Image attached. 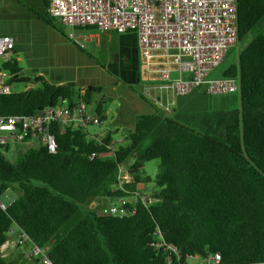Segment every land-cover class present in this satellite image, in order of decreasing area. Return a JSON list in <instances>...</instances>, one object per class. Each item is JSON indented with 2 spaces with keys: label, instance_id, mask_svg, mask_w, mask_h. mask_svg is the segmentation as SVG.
Wrapping results in <instances>:
<instances>
[{
  "label": "trees",
  "instance_id": "obj_1",
  "mask_svg": "<svg viewBox=\"0 0 264 264\" xmlns=\"http://www.w3.org/2000/svg\"><path fill=\"white\" fill-rule=\"evenodd\" d=\"M235 7L236 41L252 34L220 72L238 78L239 115L225 125L224 138L174 118L140 92L152 110L137 113L113 148L108 144L117 128L90 137L82 126L59 129L53 122L54 151L39 143L19 150L13 161L0 151V193L10 183L18 188L0 205V244L16 223L47 248L54 264H182L185 254L212 252L219 264H264V0H235ZM38 16L54 23L47 11ZM1 65L8 82L37 85L0 94V114H32L71 97L68 84L25 78L13 55ZM100 90L87 84L76 97L87 103ZM93 109L100 123L103 100ZM152 158L158 159L152 178L157 189L148 205L137 200L128 216L89 206L97 198L107 204L129 195L150 180L141 166ZM118 164L131 175L125 190L115 185ZM156 227L179 256L153 245ZM16 248L0 256V264H25Z\"/></svg>",
  "mask_w": 264,
  "mask_h": 264
},
{
  "label": "built area",
  "instance_id": "obj_2",
  "mask_svg": "<svg viewBox=\"0 0 264 264\" xmlns=\"http://www.w3.org/2000/svg\"><path fill=\"white\" fill-rule=\"evenodd\" d=\"M46 11L68 27L67 35L75 43H79L73 34L77 26L134 32L145 70L156 74L159 88L170 89L173 94H185L199 85L208 94L238 90L237 76L208 75L237 39L235 0H48ZM12 47V37L0 34V94L12 90L7 81L8 71L1 65L10 56ZM154 100L169 110L168 104L162 103L158 96ZM53 122L59 129L71 123L85 128L88 123L98 124L99 119L86 109L81 97L60 99L32 114H0V150L13 141L28 143L26 147L41 143L47 151H54L55 138L50 130ZM88 135L92 137L95 133ZM30 140L35 144L30 145ZM119 140L111 139L108 147L113 148ZM115 177V185L125 190L124 183L131 180L130 173L118 164ZM137 200L148 205L153 197L137 188L129 195L114 197L96 212L128 216ZM154 233L157 237L154 246L179 256L177 246L166 242L157 227ZM16 247L22 248L25 264H54L47 248L35 243L22 227L13 223L0 244V256ZM194 256L197 255L185 254L182 264H188L187 260ZM198 258V264H219L217 252Z\"/></svg>",
  "mask_w": 264,
  "mask_h": 264
},
{
  "label": "crops",
  "instance_id": "obj_3",
  "mask_svg": "<svg viewBox=\"0 0 264 264\" xmlns=\"http://www.w3.org/2000/svg\"><path fill=\"white\" fill-rule=\"evenodd\" d=\"M45 11L43 0H32L31 4L26 0H2L0 34L12 37L10 55L17 59L20 74L25 78L41 75L50 82L68 84L70 98H76L87 84L100 85L101 90L96 94L104 102L105 116L108 113V98L117 100L115 116L111 115L110 123L91 133L100 134L106 128L111 130L121 125L129 127L137 113L151 111L150 104L138 92L156 105L154 97L158 96L162 103L168 104L167 112L171 116L222 139L225 125L238 117L239 95L235 91L208 94L199 85L185 94H173L170 89L159 88L156 74L144 68L134 32L77 26L73 34L79 43H75L68 37L66 26L57 18L54 17V23L51 24L38 16V13L43 14ZM112 36L116 38L117 49L100 59L95 45L101 39L106 41ZM90 46L94 51H91ZM21 60H24L25 65L19 63ZM221 61L208 72L209 76L220 75L227 66L215 70ZM23 83V88L35 85L30 80ZM93 108L94 105L89 112H94Z\"/></svg>",
  "mask_w": 264,
  "mask_h": 264
},
{
  "label": "rangeland",
  "instance_id": "obj_4",
  "mask_svg": "<svg viewBox=\"0 0 264 264\" xmlns=\"http://www.w3.org/2000/svg\"><path fill=\"white\" fill-rule=\"evenodd\" d=\"M28 1V3L31 4L32 0H26ZM34 1V0H33ZM2 4V0L0 1V6ZM68 29V27H66ZM252 34V31L247 32L244 36H242L239 40L235 41L234 44H232L231 46H229L225 52H224V57H223V61H221L220 65L217 66L215 68L218 69L222 66L228 65L230 63H233L236 59V53L238 51L239 48L243 47L244 44L247 42V40L250 38ZM117 46V42H116V38L114 36L106 38V41H104L103 39H101V41L99 42V44L95 45V49L97 50V56L100 57V59H103L104 57H106L108 55V53H113L115 52V49ZM91 51H94V49L92 48V46H90ZM104 61V60H102ZM19 63H21L22 65H25L24 60L19 61ZM31 78V76H30ZM24 83L22 81H17V82H12L11 83V88L12 89H21L23 88ZM35 85H37V83H35ZM235 93L238 95L237 90H235ZM110 95V94H108ZM99 96V94H98ZM98 96L96 93H92L90 100L86 103V109L89 111L95 101L98 99ZM219 97V96H217ZM109 100H107L108 102V113L107 116L105 117L104 120L100 121V123L98 124H91L88 123L85 125V128L88 132H93V131H97L99 128H105V126L107 124L110 123V117L111 115L114 117L115 116V112H114V108L117 102L116 99H114L113 97L108 98ZM117 130L111 132L112 138L114 140L117 139V137H121V133L123 131V126H117L116 127ZM31 144L30 145H34L35 143L33 142V140H30ZM116 144V142H115ZM27 145H29L28 143L26 144H18L16 142L13 141H9L7 148H2L0 151L3 152L4 156L10 160L13 161L19 150L24 149ZM131 159H128L127 162H129ZM157 164H158V159L157 158H152V159H148L145 160L142 163L141 166V171L142 174L147 175L150 180L144 181V182H140L138 184V190L140 192H147L148 194H150V192L154 191L157 189V187L154 185L152 178L153 175L157 169ZM125 165V164H124ZM18 193V188L15 186L14 183H10L7 188H5L1 193H0V203L4 206L6 205L10 200H12ZM111 201V200H107V203ZM105 200H103L102 198H97L92 200L89 203L90 207H96V211L99 212V210L103 207H105L107 204H105ZM19 249V248H16ZM17 252V251H15ZM199 262V258L197 256H194L192 259H188L187 263L188 264H198Z\"/></svg>",
  "mask_w": 264,
  "mask_h": 264
}]
</instances>
